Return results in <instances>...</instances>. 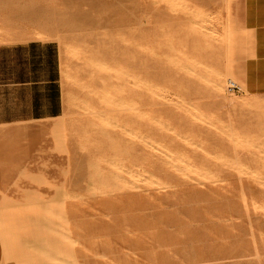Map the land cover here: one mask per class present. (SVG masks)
<instances>
[{
    "label": "rangeland",
    "instance_id": "374dc122",
    "mask_svg": "<svg viewBox=\"0 0 264 264\" xmlns=\"http://www.w3.org/2000/svg\"><path fill=\"white\" fill-rule=\"evenodd\" d=\"M242 11L0 0L3 264H264V92L241 81Z\"/></svg>",
    "mask_w": 264,
    "mask_h": 264
},
{
    "label": "crops",
    "instance_id": "0c3cea01",
    "mask_svg": "<svg viewBox=\"0 0 264 264\" xmlns=\"http://www.w3.org/2000/svg\"><path fill=\"white\" fill-rule=\"evenodd\" d=\"M242 21L251 35V53L245 59L241 81L248 91L264 92V0H243ZM4 261V243L0 233V264Z\"/></svg>",
    "mask_w": 264,
    "mask_h": 264
},
{
    "label": "bare ground",
    "instance_id": "6f19581e",
    "mask_svg": "<svg viewBox=\"0 0 264 264\" xmlns=\"http://www.w3.org/2000/svg\"><path fill=\"white\" fill-rule=\"evenodd\" d=\"M152 1H153V0H152ZM154 2H155V1H154ZM156 2H157V1H156ZM173 2H174V1H173ZM151 3H152V2H151ZM205 6H206V5H205ZM164 7H165V6H164ZM170 7H172V6H170ZM170 7L168 6L167 8H170ZM198 7H199V6H198ZM140 8H141V7H139V9H140ZM172 8H173V7H172ZM207 8H210V7H207ZM211 10H212V9H211ZM168 13H169V12H168ZM168 13H167V14H168ZM197 13H198V11H197ZM194 16H195V15H194ZM210 16H211V15H210ZM146 17H147V16H146ZM146 17H145V18H146ZM186 17H187V16H185V18H186ZM188 19L191 20V18H188ZM204 19H205V18H204ZM192 21H193V19H192ZM207 22H208V21H206V23H207ZM141 24H142V23H141ZM138 25H139V24H138ZM225 25H226V24H225ZM205 28H206V27H205ZM209 30H210V29H209ZM169 31H170V30H169ZM39 38L42 39V37H39ZM43 38H44V37H43ZM225 38H226V37H225ZM36 39H37V38H36ZM171 59H172V58H171ZM158 60H159V59H158ZM181 64H182V63H181ZM182 67H183V66H182ZM103 76H104V75H103ZM144 83H145V82H144ZM213 85H214V84H213ZM105 88H106V87H105ZM146 88H147V87H146ZM217 88H218V86H217ZM148 89H151V88H148ZM219 89H220V88H219ZM108 90H109V89H108ZM104 91H105V90H104ZM108 92H109V91H108ZM158 92H159V91H158ZM159 93H160V92H159ZM159 93H158V94H159ZM249 95H250V94H249ZM220 97L224 98L223 96H220ZM225 97H226V96H225ZM206 98H211V97L209 96V97H206ZM217 98H218V97H217ZM120 99H121V98H120ZM120 99H119V100H120ZM122 99H123V98H122ZM113 100H114V99H113ZM126 100H127V99H126ZM191 100H194V99H191ZM198 100H199V99H198ZM122 101H123V100H122ZM124 101H125V100H124ZM228 101H229V100H228ZM258 101H259V100H258ZM69 102H70V100H69ZM69 102H68V103H69ZM71 102H73V101H71ZM71 102H70V103H71ZM114 102H115V101H114ZM114 102H113V103H114ZM116 102H117V101H116ZM70 103H69V104H70ZM226 103H228L227 100H226ZM229 103H230V102H229ZM229 103H228V105H229ZM247 103H248V102H247ZM247 103H246V104H247ZM72 104H73V103H72ZM248 104H249V103H248ZM261 104L264 105V101H263ZM135 107H137V106H135ZM183 109H184V108H183ZM233 109H234V108H233ZM112 110H115V109H112ZM213 115H214V114H213ZM228 115H229V114H228ZM238 115H239V114H238ZM217 118H218V117H217ZM229 119H230V118H229ZM218 120H219V119H218ZM221 122H222V121H221ZM223 123H226V122L223 121ZM221 124H222V123H221ZM226 124H227V123H226ZM224 125H225V124H224ZM226 126H227V125H226ZM230 126H231V125H230ZM0 128H1V129H0V132H1V131H4L3 128H5V127H0ZM231 128H234V127L231 126ZM182 129H183V128H182ZM234 129H235V128H234ZM217 130H218V129H217ZM225 130H227V129H225ZM219 131H220V130H219ZM231 131H232V130H231ZM229 132H230V131H229ZM239 133H240V132H239ZM233 134H234V133H233ZM242 134H244V133L242 132ZM233 150H234V148H233ZM217 153H218V152H217ZM220 154H221V153H220ZM220 154H219V155H220ZM222 155H223V154H222ZM226 155H227V154H226ZM226 155H224V156H226ZM220 156H221V155H220ZM216 157H217V156H216ZM227 157H229V156L227 155ZM224 158H225V157H224ZM235 158H236V157H235ZM228 159H229V158H228ZM228 159H227V160H228ZM230 159H231V158H230ZM223 161H224V160H223ZM223 161H222V162H223ZM220 162H221V161H220ZM223 163H225V162H223ZM18 173H19V172H18ZM17 175H18V174H17ZM16 181H17V180H16Z\"/></svg>",
    "mask_w": 264,
    "mask_h": 264
},
{
    "label": "built area",
    "instance_id": "2783aa9c",
    "mask_svg": "<svg viewBox=\"0 0 264 264\" xmlns=\"http://www.w3.org/2000/svg\"><path fill=\"white\" fill-rule=\"evenodd\" d=\"M229 89L231 91H240L241 87L237 83L229 81Z\"/></svg>",
    "mask_w": 264,
    "mask_h": 264
}]
</instances>
